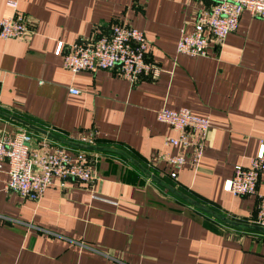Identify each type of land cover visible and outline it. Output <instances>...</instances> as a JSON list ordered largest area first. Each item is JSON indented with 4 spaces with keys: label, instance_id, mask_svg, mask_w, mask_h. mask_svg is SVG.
Listing matches in <instances>:
<instances>
[{
    "label": "crops",
    "instance_id": "1",
    "mask_svg": "<svg viewBox=\"0 0 264 264\" xmlns=\"http://www.w3.org/2000/svg\"><path fill=\"white\" fill-rule=\"evenodd\" d=\"M6 1L0 17L24 13L32 32L0 38V130L84 151L98 180L53 178L32 201L3 190L2 163L0 264H264L255 195L222 189L264 143V19L243 11L220 45L192 57L176 53V41L207 0H13L14 9ZM114 24L143 32L156 76L131 83L114 71L63 67L58 42ZM161 107L210 121L197 168L184 165L176 179L155 157L176 152L165 144L174 133L155 117ZM256 190L264 194V170Z\"/></svg>",
    "mask_w": 264,
    "mask_h": 264
},
{
    "label": "built area",
    "instance_id": "2",
    "mask_svg": "<svg viewBox=\"0 0 264 264\" xmlns=\"http://www.w3.org/2000/svg\"><path fill=\"white\" fill-rule=\"evenodd\" d=\"M194 16L190 30L180 29L175 51L187 56H207L210 42L220 45L233 32L240 14L246 11L255 18L264 19V0H207ZM14 9L16 2L6 1ZM32 32L30 18L13 12L0 17V38L25 40ZM151 42L137 28L114 24L103 34L88 40L78 39L67 45L56 44L55 54H61L62 65L71 74L79 71L108 70L133 83L142 77H154L159 68L146 58ZM62 49L63 52H62ZM69 93L78 90L68 87ZM158 121L166 123L174 133L165 144L176 148L175 153L156 152L162 165L170 167L168 177L176 179L184 165L197 168L205 144L210 121L205 116L192 114L187 108L161 107L155 111ZM81 143L92 138L80 135ZM5 163L6 192H15L21 198L38 201L53 178L60 182L67 178L80 182H94L98 176L90 167L84 151L69 152L60 145L42 140L33 145L32 136L25 130L6 133L0 130V168ZM264 170V143L258 148L246 167L235 165L230 177L224 179L222 189L234 196L255 195L253 223L264 228V194L257 193L260 171Z\"/></svg>",
    "mask_w": 264,
    "mask_h": 264
},
{
    "label": "water",
    "instance_id": "3",
    "mask_svg": "<svg viewBox=\"0 0 264 264\" xmlns=\"http://www.w3.org/2000/svg\"><path fill=\"white\" fill-rule=\"evenodd\" d=\"M33 130H36V131H38V132H41V133H46L44 130H42V129H39V128H37V127H34V126H30ZM88 148H91V147H88Z\"/></svg>",
    "mask_w": 264,
    "mask_h": 264
}]
</instances>
